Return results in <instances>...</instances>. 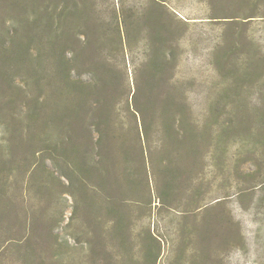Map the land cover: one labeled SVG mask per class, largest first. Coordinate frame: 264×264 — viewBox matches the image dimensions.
Masks as SVG:
<instances>
[{"label": "rangeland", "instance_id": "obj_1", "mask_svg": "<svg viewBox=\"0 0 264 264\" xmlns=\"http://www.w3.org/2000/svg\"><path fill=\"white\" fill-rule=\"evenodd\" d=\"M93 1L108 20L112 0ZM157 1L176 130L196 133L190 151L162 147L154 116V149L141 158L133 134L125 160L124 133L98 144L87 122L78 128L92 155L85 184L78 154L69 168L55 146L63 100L48 94L45 51L29 37L44 31L32 0H0V264H264V9L257 0ZM89 62H73L74 77L88 79ZM116 98L117 131L135 128L139 115L125 93Z\"/></svg>", "mask_w": 264, "mask_h": 264}, {"label": "trees", "instance_id": "obj_2", "mask_svg": "<svg viewBox=\"0 0 264 264\" xmlns=\"http://www.w3.org/2000/svg\"><path fill=\"white\" fill-rule=\"evenodd\" d=\"M147 1V4L142 3L136 8L125 6L120 8L114 5L112 0V6H114L112 13L110 18L105 20L103 15L99 16L98 13L93 12L95 11L93 0H32L34 9L32 23L34 26L42 27L44 31L43 33L32 31L29 37L45 51L47 70L42 78L45 85L50 87L48 94H56L63 100L58 102L59 106L64 107L62 117H59L63 132L60 138H55V146L61 149L58 156L66 166L70 165L69 168L73 167V156L78 154L81 165L79 170L84 169L79 175L85 184L93 170L92 155H90L89 144L87 145L88 142L86 143L85 140L87 136L79 135L78 128L83 132L88 130L87 122L97 128L96 143L98 144L106 141L105 136L112 138L117 144L124 133L130 146L124 149L125 160L129 156L128 153H134L131 151V143L134 142L133 134L135 140L139 142L141 158L144 154L150 155L149 151L154 149L152 148V145L156 144L152 137L155 129L154 116L159 118L161 125V134L164 138L160 139L162 147L173 145L172 148H175L180 142L181 147L189 152L192 137H195L196 133L191 127L188 128V134L183 131L179 134L178 129L176 130L175 122L181 123V119L176 120L172 114L175 101L174 99L172 101L171 97L175 96L173 94L175 88L169 85L170 74L166 72L172 63L173 56L170 51L172 47L166 48V44H163L161 40V33L165 29L158 18L161 2ZM22 6L25 8L24 3ZM256 7L262 10L264 3L260 4L257 0ZM73 22L77 23V29H74ZM130 25L139 28L142 34L136 37L135 35L133 37L132 33L129 34ZM65 26H67L66 30H64ZM125 29L127 35L124 34ZM62 44L65 47H62ZM68 45L75 47L69 51L66 50ZM131 51L138 52L140 62L136 63L137 59L133 58L135 55L132 56ZM26 53L27 50H24L25 55ZM38 53H41L40 49ZM130 55L131 65L129 64ZM89 56L88 79L74 77L73 62L76 64L79 60L85 61ZM218 68L220 69L221 66ZM123 93H125L124 102L127 109L135 118L139 115V122H136L138 124L135 128L128 126L125 132H118L116 122L119 120L113 112H115L116 104H119L116 102L118 100L116 95ZM109 107L114 108L113 111H110ZM103 109L107 112V117L103 115ZM76 115H80L81 119ZM88 116L90 118L86 121ZM78 117L80 122L77 120ZM76 123L81 126L76 127ZM179 126L181 127L180 124ZM174 132L179 134V137H176ZM151 159L154 160L152 156L150 163H152ZM62 175L69 183V176L66 173ZM37 185L39 187V184ZM68 191L71 196H74L70 190Z\"/></svg>", "mask_w": 264, "mask_h": 264}]
</instances>
